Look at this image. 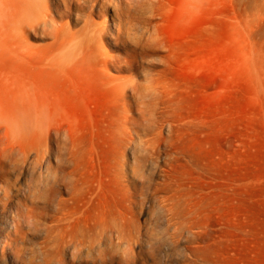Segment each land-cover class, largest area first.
<instances>
[{
	"label": "rangeland",
	"instance_id": "374dc122",
	"mask_svg": "<svg viewBox=\"0 0 264 264\" xmlns=\"http://www.w3.org/2000/svg\"><path fill=\"white\" fill-rule=\"evenodd\" d=\"M40 1L0 0V264H264V0Z\"/></svg>",
	"mask_w": 264,
	"mask_h": 264
},
{
	"label": "bare ground",
	"instance_id": "6f19581e",
	"mask_svg": "<svg viewBox=\"0 0 264 264\" xmlns=\"http://www.w3.org/2000/svg\"><path fill=\"white\" fill-rule=\"evenodd\" d=\"M41 2H42V0H41L39 3H41ZM43 2H45V4H46V1H43ZM43 2H42V3H43ZM42 3H41V4H42ZM42 5H43V4H42ZM73 5H74V3H73ZM75 6H77V5H75ZM79 7H80V6H79ZM81 7H82V6H81ZM75 8H76V7H75ZM91 33H92V32H91ZM92 34H93V33H92ZM97 34H98V33H97ZM98 35H99V34H98ZM88 38H89V37H88ZM88 40H90V39H88ZM84 43H85V42H84ZM83 222H84V221H83ZM75 229H76V228H75Z\"/></svg>",
	"mask_w": 264,
	"mask_h": 264
}]
</instances>
